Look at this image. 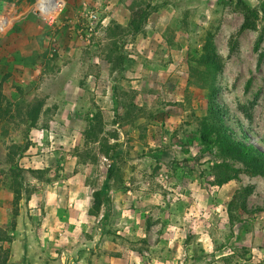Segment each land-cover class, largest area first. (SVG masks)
Instances as JSON below:
<instances>
[{"label":"rangeland","instance_id":"rangeland-1","mask_svg":"<svg viewBox=\"0 0 264 264\" xmlns=\"http://www.w3.org/2000/svg\"><path fill=\"white\" fill-rule=\"evenodd\" d=\"M59 1L48 24L34 15L38 0H0V22L8 25L0 28V252L10 255L9 264L19 260L23 222L31 264H61L86 247L92 251L82 264H264V177L240 172L217 185L214 166H242L200 145L192 110L207 100L187 83L200 68L205 31L216 28L223 61L217 103L264 149L262 25L240 32L236 0ZM133 1L155 11L145 33L126 44L134 63L117 78L107 60V29L127 26ZM42 99L40 118L28 125L26 111ZM132 103L142 111L125 122ZM97 111L109 143L123 150V182L94 217L92 195L110 166L84 144ZM24 144L28 150H15L10 160V147ZM15 181L22 195L12 229ZM236 191L249 196L231 224Z\"/></svg>","mask_w":264,"mask_h":264},{"label":"trees","instance_id":"trees-1","mask_svg":"<svg viewBox=\"0 0 264 264\" xmlns=\"http://www.w3.org/2000/svg\"><path fill=\"white\" fill-rule=\"evenodd\" d=\"M34 2V0H31ZM233 10L242 16L240 32H256L259 25H262L261 35L258 42L262 40L264 34V2L258 6H250L244 0L231 2ZM129 21L126 27L113 23L107 29L110 42V51L107 55L108 62L116 70L117 78L124 76L133 65V59L126 51V44L133 43L139 36L145 33L149 18L155 11V7L139 1H133L128 7ZM217 29L211 27L207 29L202 38L201 50L197 59L200 68H192L188 76V86H192L203 94L206 98V106L202 109H193V117L197 124L198 140L200 145L207 150H215L220 156L235 160L242 166V170H234L229 165H216L213 172L216 175L217 185L222 186L236 177L240 172L248 175H259L264 177V149L253 144L245 127L230 117L225 108L217 103V78L223 71V61L218 54L215 37ZM45 100H38L31 105L25 113V120L28 125L34 124L40 118L45 107ZM142 111L133 103L130 104L123 121L134 123L138 118V113ZM235 122V128L231 122ZM250 122V120H248ZM238 130V132H237ZM85 146H93L98 150V155L110 162L107 176L103 186L92 195V207L89 214L98 217L102 208L110 202L109 192L114 188L119 189L123 182L121 165L123 163V150L117 144H110L106 138L104 121L102 114L97 111L88 122V129L84 134ZM264 145V139L261 140ZM15 150L18 154H23L28 150V144L23 147L12 145L8 152L10 160L15 158ZM12 199V220L11 228L15 229L20 216L19 204L21 199V184L15 181L13 186ZM248 194H241L236 191L228 204L227 214L231 224L237 221L235 211L246 212V198ZM239 197L241 198L239 200ZM145 243V240H142ZM146 244V243H145ZM10 255L0 252V264H9Z\"/></svg>","mask_w":264,"mask_h":264},{"label":"water","instance_id":"water-1","mask_svg":"<svg viewBox=\"0 0 264 264\" xmlns=\"http://www.w3.org/2000/svg\"><path fill=\"white\" fill-rule=\"evenodd\" d=\"M92 249L89 247L81 248L77 250L74 255L67 256L61 264H82L83 256ZM32 257L30 254V237L25 222L22 223V239H21V248L19 251V260L15 264H31Z\"/></svg>","mask_w":264,"mask_h":264},{"label":"built area","instance_id":"built-area-1","mask_svg":"<svg viewBox=\"0 0 264 264\" xmlns=\"http://www.w3.org/2000/svg\"><path fill=\"white\" fill-rule=\"evenodd\" d=\"M60 8L59 0H38V3L34 7V15L40 20L44 22H48V24L52 23L53 16L57 14ZM90 23L91 25L95 24L98 20L97 14L92 13L90 15Z\"/></svg>","mask_w":264,"mask_h":264},{"label":"bare ground","instance_id":"bare-ground-1","mask_svg":"<svg viewBox=\"0 0 264 264\" xmlns=\"http://www.w3.org/2000/svg\"><path fill=\"white\" fill-rule=\"evenodd\" d=\"M8 27V25H7V23L6 22H0V28H7Z\"/></svg>","mask_w":264,"mask_h":264}]
</instances>
